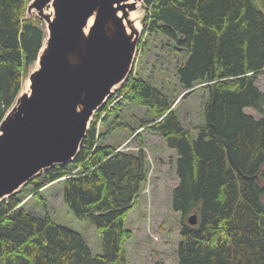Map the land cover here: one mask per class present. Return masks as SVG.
<instances>
[{
  "label": "trees",
  "instance_id": "trees-1",
  "mask_svg": "<svg viewBox=\"0 0 264 264\" xmlns=\"http://www.w3.org/2000/svg\"><path fill=\"white\" fill-rule=\"evenodd\" d=\"M29 2L0 0V121L46 37L43 21L26 17ZM145 3L142 34L154 32L186 50L179 83L187 90L202 83L208 92L196 137L165 95L132 72L116 95L146 107L152 118L144 125L177 156L171 194L182 217L177 264H264V116L245 112L263 113L264 91L255 81L264 71V10L254 0ZM95 132L92 121L71 161L42 170L0 201V264H126V216L146 181V158L141 147L133 153L98 145ZM55 181L63 183V202L75 217L101 235V254L78 232L20 204L26 185L37 194Z\"/></svg>",
  "mask_w": 264,
  "mask_h": 264
},
{
  "label": "water",
  "instance_id": "water-1",
  "mask_svg": "<svg viewBox=\"0 0 264 264\" xmlns=\"http://www.w3.org/2000/svg\"><path fill=\"white\" fill-rule=\"evenodd\" d=\"M127 0H32L28 8L46 15L45 48L29 75L30 92L16 99L13 113L0 121V201L42 169L71 161L91 116L133 66L138 36L128 34L122 17ZM122 8L123 16L117 14ZM93 16L87 32L89 18ZM41 51V49H40ZM190 224L196 216L188 217Z\"/></svg>",
  "mask_w": 264,
  "mask_h": 264
},
{
  "label": "rangeland",
  "instance_id": "rangeland-1",
  "mask_svg": "<svg viewBox=\"0 0 264 264\" xmlns=\"http://www.w3.org/2000/svg\"><path fill=\"white\" fill-rule=\"evenodd\" d=\"M254 1L264 10V0ZM145 4L143 0L136 10L138 19L133 20L137 23L139 36L135 46L133 66L129 73L132 72L136 78H143L158 88L171 103V109L180 124L196 137L199 127L205 123L203 105L208 97L207 89L200 83L192 90H187L179 83L176 69L187 59L186 50H177L167 38L154 32L142 34ZM135 9L136 5L133 9L127 8L128 11ZM52 12V7L47 5L43 7L40 16L37 9H29L27 6L26 17L38 16L45 24V39L47 30L44 16ZM131 22L126 20V24L130 27L128 34L134 32ZM45 39L40 53L46 46ZM38 67L37 60L29 66L28 73L21 81L17 98L22 93L30 92L29 75ZM255 84L264 91V71L257 76ZM118 88L119 84L115 85L106 100L113 99L105 110L99 113L100 109H97L94 112L88 126L92 121L94 122L98 145H112L118 150L133 153L141 147L146 158V181L141 186L137 204L131 207L126 216V227L131 232V237L124 246L126 264H177L176 252L182 217L171 207V194L178 183L175 168L177 156L173 149L166 146L158 133L150 131L144 125L152 118L150 111L136 102L122 101L121 96H116ZM16 103L15 100L5 117L13 113ZM245 112L260 118L264 116V106L262 114L253 108H246ZM62 190L63 183L60 181L44 186L37 194L31 185H26L18 193L20 204L33 215L48 214L56 224L78 232L93 254H101V235L92 223L75 217L63 202ZM186 220L187 217L184 221Z\"/></svg>",
  "mask_w": 264,
  "mask_h": 264
},
{
  "label": "bare ground",
  "instance_id": "bare-ground-1",
  "mask_svg": "<svg viewBox=\"0 0 264 264\" xmlns=\"http://www.w3.org/2000/svg\"><path fill=\"white\" fill-rule=\"evenodd\" d=\"M142 1L143 0H127V1H123V2H121L120 4L122 5H125V4H129V3H131V2H134L135 3V5H136V9L135 10H129V11H127L128 12V15H126L125 17H122V20H123V23H124V25H125V28H126V31L127 32H130V27L126 24V20H131L132 22V24H131V26H132V28L134 29V36H139V29H138V27H137V23H136V21L135 22H133V20L135 19V18H137V15H136V10H137V8H138V6L142 3ZM126 6V5H125ZM123 9L122 8H118L117 9V14L119 15V16H123L122 14H123V11L125 10H127V7H125V9L122 11ZM92 19H93V16H91L90 18H89V20H88V23H87V26L84 28V32H86L87 31V29H88V27L90 26V24L92 23ZM138 19V18H137ZM28 84H29V81H28ZM191 206V205H190Z\"/></svg>",
  "mask_w": 264,
  "mask_h": 264
}]
</instances>
